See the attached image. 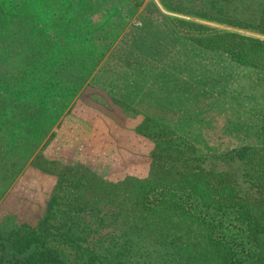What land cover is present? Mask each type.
<instances>
[{"label":"rangeland","instance_id":"374dc122","mask_svg":"<svg viewBox=\"0 0 264 264\" xmlns=\"http://www.w3.org/2000/svg\"><path fill=\"white\" fill-rule=\"evenodd\" d=\"M189 3L21 0L11 7L12 18L37 19L43 50L47 39L57 50L47 61L41 56L39 81L9 78V107L24 103L6 134L25 145L15 150L24 166L8 190L20 196L15 209L22 203L34 221L45 208L58 177L38 161L49 167L54 159V169L82 163L118 181L147 177L170 143L198 147L212 169L225 166L216 154L261 143L264 70L200 45L198 38L234 28L184 12Z\"/></svg>","mask_w":264,"mask_h":264},{"label":"trees","instance_id":"16d2710c","mask_svg":"<svg viewBox=\"0 0 264 264\" xmlns=\"http://www.w3.org/2000/svg\"><path fill=\"white\" fill-rule=\"evenodd\" d=\"M13 4L0 0V264H264V112L261 143L216 154L224 167H208L196 146L172 143L143 178L112 181L82 163L38 161L58 177L45 208L34 221L22 203L15 209L20 196L8 190L24 166L15 150L25 145L6 134L24 103L9 107V78L39 81L41 56L57 50L52 39L42 49L37 19L11 17V7H22ZM182 9L234 28L200 45L264 70V0H190Z\"/></svg>","mask_w":264,"mask_h":264}]
</instances>
